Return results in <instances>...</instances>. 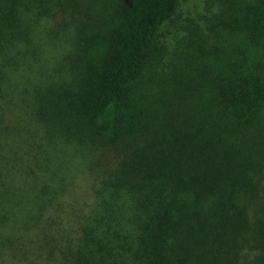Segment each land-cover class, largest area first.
Masks as SVG:
<instances>
[{
    "label": "trees",
    "instance_id": "1",
    "mask_svg": "<svg viewBox=\"0 0 264 264\" xmlns=\"http://www.w3.org/2000/svg\"><path fill=\"white\" fill-rule=\"evenodd\" d=\"M0 0V264H264V0Z\"/></svg>",
    "mask_w": 264,
    "mask_h": 264
},
{
    "label": "rangeland",
    "instance_id": "2",
    "mask_svg": "<svg viewBox=\"0 0 264 264\" xmlns=\"http://www.w3.org/2000/svg\"><path fill=\"white\" fill-rule=\"evenodd\" d=\"M210 0H182L175 16L160 30L159 38L168 46L172 53L181 38L187 33V27L192 21L204 25L205 19L212 14L208 6Z\"/></svg>",
    "mask_w": 264,
    "mask_h": 264
}]
</instances>
